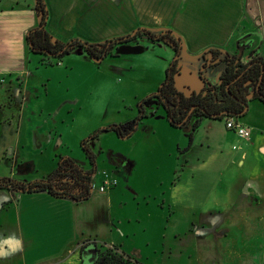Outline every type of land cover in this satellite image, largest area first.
Returning a JSON list of instances; mask_svg holds the SVG:
<instances>
[{
  "label": "crops",
  "instance_id": "crops-1",
  "mask_svg": "<svg viewBox=\"0 0 264 264\" xmlns=\"http://www.w3.org/2000/svg\"><path fill=\"white\" fill-rule=\"evenodd\" d=\"M3 1L5 0H0V3ZM21 1L23 0H13L6 9L0 7V129L6 131V125H10L8 128L11 130L17 127L15 132L7 130L10 138L6 141H4L6 132L0 135V154H8L12 159L7 161L17 168L16 175L25 179L20 182H32L51 176L56 170L57 160L55 163L52 162L48 171L44 169V172H40L39 167L43 169L39 166L41 157L46 155L49 149L53 148L54 151L62 153L63 148L68 149L69 147L66 146L62 134L55 135L50 128L47 132L45 131L46 126L50 124V119L42 116L40 106L34 107V104L43 97L41 88L52 79L51 76L46 79L41 74V65H54L53 61L56 59H43L42 56L36 55L32 57L26 36L38 25V17L31 1L25 0L26 4L23 2V6H21ZM45 2L49 12L47 29L50 34L62 42L80 39L97 44L126 36L137 29H147L152 32L170 30L183 41L182 58L183 61L186 60V64H189V60L195 56L198 60L209 49L233 51L235 42L239 38L242 21L248 16V0H45ZM256 25L257 23H254L245 27L244 30L253 36L258 31L264 37V29H257ZM252 27L254 29H251ZM148 43L146 41L142 49L138 45L137 52H133L130 45L122 47L118 57L107 58L100 63L94 62L81 51L73 52L66 57L78 58L91 65L94 75L101 76L102 81H107L110 75L116 74L123 77L122 85L131 86L133 75L138 70L137 58L138 60L145 58L149 61L161 59L159 61L163 65V70H167L173 61L174 53L171 48L162 43L152 45ZM165 75H163L164 79ZM164 79L161 80V75L156 78L154 83L156 89L154 90L144 93L133 91L130 96L119 97L121 107L114 109V113L123 116L129 111L130 115L111 124L119 125L133 121L138 116L139 102L155 93ZM90 92L93 95L95 91ZM105 97L106 95L99 107L102 103L103 107L106 106ZM110 105L111 103H109V110ZM109 110L106 113H109ZM95 112V115L101 119L107 118L104 110L97 108ZM143 125H141L143 128L147 126L145 123ZM140 130L137 129V131ZM195 133L196 131L192 134V146L195 142ZM260 134L255 135L252 130L251 139L245 141L244 146H238L237 150L232 147V161L226 164L223 170L236 172V175L233 180L218 181L223 186L217 195L221 201H218L212 209L207 210L208 214H206L208 219L213 218L211 223H207L213 227L204 225V227L195 228L191 233L197 239L202 240L207 249L215 253L212 255L213 260H210L208 264H264V136ZM136 135L129 138L138 145L141 139L135 140ZM146 135L150 136V134ZM56 140L58 142L54 146ZM192 146L186 154L192 150ZM9 147H11L10 153H8ZM65 152L60 155L73 159L69 151ZM73 160L83 168H88V164L83 160ZM117 160L120 175L122 166H125L123 174L125 176H127V166L133 167L137 161L136 159L135 161L129 160L127 155L126 157L119 155ZM23 164L29 166L27 175L17 173ZM108 165L111 167L109 169L117 166L115 163ZM204 165L207 163L205 162ZM189 166L187 161L186 167ZM4 195L2 196L4 198L0 196V264H29L27 261L29 248L26 245V239L22 236L23 223L20 222L23 216H18V220L15 218L14 221L11 212L13 208L15 211L20 210L26 198L41 199L42 196L39 195L49 196L53 204L61 206V210L65 207L71 211L65 231L67 240H64L60 246H56L57 249L51 255L49 254L47 259L43 258L45 259L41 261L43 263L37 264L81 263L83 261L81 247L85 242L91 240L94 248L95 244L102 245L89 235V228L99 220H105L107 225L111 222L109 209L106 214L105 210L95 214L89 206H85L91 203L93 194L84 203L56 198L47 193ZM5 197L7 205L2 208V200ZM108 204H110V198H108ZM29 218L30 216L25 217V219ZM43 218L51 219V217H38L37 219ZM54 218L57 219V217ZM58 220L61 221V216ZM83 227L87 229L81 230ZM233 230L241 231V234L246 236L244 240L250 249L240 248L238 239L227 240ZM51 232H48L49 236L41 242L46 240L54 242L55 240L50 237ZM210 235L213 238L209 240ZM122 242L120 240L110 244L114 246ZM103 244L108 245L109 243ZM254 250L259 253L257 258L253 253Z\"/></svg>",
  "mask_w": 264,
  "mask_h": 264
},
{
  "label": "rangeland",
  "instance_id": "rangeland-1",
  "mask_svg": "<svg viewBox=\"0 0 264 264\" xmlns=\"http://www.w3.org/2000/svg\"><path fill=\"white\" fill-rule=\"evenodd\" d=\"M12 1L5 0L0 3L1 9L8 8ZM24 1H21V6L26 4ZM27 1H31L32 5L36 3V0ZM247 14L248 16L242 21L239 37L247 33L245 27L254 23H257L255 28L264 29L262 28L264 0H248ZM145 43L146 40H138L132 43L130 48H133V52H137L138 45L142 49ZM148 44L152 45V42ZM31 55L38 56L32 53ZM159 60L161 59L155 62L137 58L138 70L133 75L131 86L122 85L123 77L116 74L110 75L107 81H102L101 76L94 75L91 65L78 58L65 57L54 60V65H41V74L46 79L49 76L52 79L41 88L43 97L34 104V107L40 106L42 116L50 119L49 126L45 128L46 132L50 128L55 135H63L65 144L69 148H63L62 153L69 151L73 159L87 163L85 141L99 130L113 125L111 123H116L118 119L130 115L129 111L123 116L114 113V109L121 107L119 97L130 96L133 91L144 93L154 90L156 78L161 75V80L164 79L163 75L167 70L162 69L163 65ZM189 61V66L192 64L193 67L198 66L197 56ZM220 68L222 65L207 71L206 77L209 81L216 80ZM93 83L95 87H92ZM92 90L95 91L93 95L90 92ZM104 95H106V106L103 107L102 103L99 107ZM109 103H111L110 110ZM97 108L104 110L106 119L95 115ZM108 110L109 113H106ZM147 111L154 113L150 117H155L145 119L141 125L145 123L147 126L143 128L144 125H139L138 130L140 128L141 130L133 134H137L135 140L141 139L138 145L132 141L133 139H122L115 132L101 133L97 140L88 144L90 152L96 156L97 173L93 178L91 203L85 206H89L95 214L103 210L106 214L109 209L111 220L110 225H107L105 220L96 221L89 228V235L102 243V245L95 244L101 250L110 247V243L122 240L123 242L119 244L121 250L127 255L137 257L141 264H208L213 260L212 255L215 253L207 249L204 242L191 233L195 228L204 225L213 227L207 224L213 219H208L207 210L221 201L217 195L223 186L218 181L235 178L236 172H225L223 169L232 161V147L244 146L245 141L226 128V120L204 121L195 133L192 150L186 154V148L190 145L189 132L185 128L173 126L162 107L157 109L154 104ZM237 120L254 130L255 135L261 133L260 135L264 136V105L260 102H254L249 115ZM8 126L10 125H6V128L10 131L11 128ZM16 128L15 126L11 131L15 132ZM7 130L0 129V135L6 132L4 141L10 138ZM57 142L54 141V146ZM10 149L11 147L8 153ZM62 153L54 151L53 148L49 149V152L41 157L39 166L43 169L39 167L40 172H44V169L48 171L52 162L55 163L56 160L58 166L60 159L66 157L60 155ZM7 155L0 154V178L25 181L24 178L16 175L17 168L7 161L12 160ZM119 155L121 157L127 155L131 161L137 160L135 166H127V176L123 175L125 166H122L121 175L118 168L109 169L111 167L108 164L118 163L116 160ZM187 161L191 167H186ZM205 162L207 165H204ZM115 167L119 166L115 165ZM28 170L29 166L23 164L17 173L27 175ZM113 179L117 180L118 184L115 187L107 185L108 181ZM104 186L108 191L102 194L99 188ZM1 194L3 193H0V196H5ZM39 196H42L41 199H24V206L20 210L15 211L14 208L11 210L14 221L15 218L18 220V216H23V220L19 221L23 223L22 236L26 239L29 248L27 250L29 264L43 263L41 262L45 260L43 258L50 256L57 249L56 246L67 240L65 231L71 214V211L65 207L61 210V206L53 204L49 196ZM5 201L6 198L2 200ZM26 216L30 218L25 219ZM60 216L61 221L58 220ZM38 217H51V219L38 220ZM83 229L85 231L87 228H81ZM48 232H51L50 237L55 241L41 242L49 236ZM231 233L227 240L238 239L240 248L250 249L244 240L246 236L242 235L241 231L233 230ZM208 238L210 240L213 236L210 235ZM68 241L70 242L71 238ZM87 245L86 251L93 252L94 246L91 240L87 241ZM253 253L257 258L259 253L255 250Z\"/></svg>",
  "mask_w": 264,
  "mask_h": 264
},
{
  "label": "trees",
  "instance_id": "trees-1",
  "mask_svg": "<svg viewBox=\"0 0 264 264\" xmlns=\"http://www.w3.org/2000/svg\"><path fill=\"white\" fill-rule=\"evenodd\" d=\"M38 17V25L27 33L26 41L30 46V51L34 55L42 56L45 59H62L66 55L70 54L77 48H82L88 52L94 59H99L100 56L104 57L110 55L113 50H117L129 43L138 41L145 37L154 42H163L169 45L175 52V55H180L183 49L182 39L170 30L160 33L158 36L148 30H138L136 37L124 36L111 39L103 44H90L80 39H74L69 42H61L50 35L46 29L47 21L49 17L48 8L45 0H36L33 6ZM212 55L217 57L220 54L219 50H210L203 55ZM227 67L221 75L220 79H223V86L229 84L234 80L241 68L246 65L238 61L236 57L226 55ZM176 62H173L166 71V77L162 85L159 87L156 93L149 95L142 99L138 106V116L130 122L111 125L107 128H103L89 137L85 141V151L88 160L91 163L92 169L90 171L83 170L73 159L69 157H63L60 159L58 166L54 173L47 179L33 181L30 183L19 182L14 179L2 177L0 178V190L9 189L11 191L18 192L21 189L28 188V193H47L56 198L70 199L77 203L88 201L92 194V176L96 173V157L90 152L88 143L97 140L101 133L115 132L122 139L131 137L138 129L145 119L153 116L154 113H147L144 105L156 100V107H163L166 111L167 118L171 121V124L178 127V119L173 118V112L178 115L180 119L186 114L183 104L181 105L178 100V94L176 92L174 81L172 80L171 73L174 70ZM211 92L206 91L199 100H191V103H198V105L205 106L209 112L215 113L218 110V106L215 102L211 101ZM215 94V93H214ZM209 107V108H208ZM182 113V115H181ZM231 118V117H229ZM200 123L197 122L193 129H198ZM190 145L186 148L189 151L192 142L193 135L190 134ZM87 242L81 247V254L83 255L86 250ZM103 248V246H102ZM97 257L93 264H141L137 257L127 255L121 250L120 245H114L104 250L96 247ZM83 264V261L81 263Z\"/></svg>",
  "mask_w": 264,
  "mask_h": 264
},
{
  "label": "flooded vegetation",
  "instance_id": "flooded-vegetation-1",
  "mask_svg": "<svg viewBox=\"0 0 264 264\" xmlns=\"http://www.w3.org/2000/svg\"><path fill=\"white\" fill-rule=\"evenodd\" d=\"M138 30H147V29H137V30H134L132 33L126 35V36L136 37V32ZM148 31H150V30H148ZM165 31L166 30H163L160 32H152V31H150V32H152L158 36L160 33L165 32ZM48 33H49V31H48ZM247 34H245V35H247ZM50 35H52V34H50ZM245 35H243V36H245ZM243 36H241V37H243ZM122 37H124V36H122ZM241 37H239L236 40L233 51H224V50H220V49H209V50L205 51L200 56V58L198 59V61H197L198 66L197 67H193V64L190 65L191 67L189 66V64L185 65L186 60L183 61L182 51H181L180 55L176 56L174 50L169 45H167L163 42H154V41H151L145 37L139 39V41L146 40L148 42H152V44L162 43V44L168 46L169 48H171L173 53H174L173 61L170 63V65L173 62H176V65H175L174 70L171 73V77H172V80L174 81V84H175L176 92L178 94L179 103L181 105L183 104L185 111H186V114L182 117V119H180L176 113H174V112L172 113L173 118L179 120L177 122L178 128H180V129L185 128L186 130H188L189 134H193V132L197 131L202 126V123L204 121H222V120H226L229 117H233L236 119L244 118V117L249 115L252 104L254 102L258 101L264 105V51H263L264 37L262 34H260V32L257 31V32H255V36H253L251 34L249 38H247L243 41H240L238 43V41ZM112 39H114V38H112ZM107 41H109V40H107ZM107 41H105V42H107ZM105 42L97 43V44H103ZM64 43H66V42H64ZM133 43H135V42H133ZM131 44L132 43H129V44L124 45L122 47H126V46H129ZM122 47H120V48H122ZM120 48L118 49V51L120 50ZM210 50H219L220 54H218L217 57L207 54L203 58V55ZM76 51L83 52L84 54H86V56L88 58H90L91 60H94V62L95 61L102 62L103 60H105L107 58L118 57V51L117 50H113L110 55H106L104 57L100 56L99 59H94L88 52H86L82 48L81 49L77 48L74 51H72L71 53L76 52ZM70 54H68V55H70ZM227 54L230 56L236 57L238 59V61L242 63V66H243V64L246 66L244 68L243 67L241 68L238 76L234 80H232L231 83L223 86V81H222L223 79H220V78H221V75L223 74V72L226 70V67H227V63H226L227 62V58H226ZM68 55H66V56H68ZM219 65H222V68H220V70L217 72L216 80L214 82L209 81V79L206 77L207 71L211 68L218 67ZM169 66H168V68H169ZM185 68L190 70L191 73L194 74L195 79H196L194 86H190L189 84H187L185 82V77L183 75V70ZM206 91L211 92L210 94H213L211 96V101L215 102L218 106V110L215 113L209 112L205 106L203 107L201 105H198V103H191L190 102L191 100H193V101H195L197 99L199 100V97L202 96V94H204ZM155 103H156V100L154 99L153 101L145 104L144 107H145L146 111L148 108H152ZM138 106H139V104H138ZM158 108H161V107H158ZM147 113H149V112L147 111ZM165 113H166V111H165ZM149 115H150V113H149ZM181 115H182V113H181ZM166 116H167V114H166ZM197 122L200 123V127L198 129L194 130L193 127ZM116 162H118V160H116ZM87 164H88V168H83V166H81L80 164H78V165L83 170L90 171L92 169V166H91V163L88 160V158H87ZM117 166H118V163H117ZM117 168L118 167H116L114 169H117ZM96 173H97V170H96ZM96 173L92 176V185H93V178L96 175ZM49 177H47V178H49ZM47 178H44V179H47ZM41 180H43V179H41ZM37 181H39V180H37ZM23 183H30V182H23ZM27 189L28 188L21 189V190H27ZM0 192L1 193L6 192V193L1 194V195L6 194V196H9V194L11 195L14 193L15 194H21L20 191L15 192V191H11L9 189H1ZM25 193H28V191ZM1 198H4V197L1 196ZM6 205H7V201L2 202L1 207L4 208Z\"/></svg>",
  "mask_w": 264,
  "mask_h": 264
},
{
  "label": "built area",
  "instance_id": "built-area-1",
  "mask_svg": "<svg viewBox=\"0 0 264 264\" xmlns=\"http://www.w3.org/2000/svg\"><path fill=\"white\" fill-rule=\"evenodd\" d=\"M226 128L230 131H233L236 133V135L238 136V138H240L243 141H249L251 139L252 136V129L242 125L239 120H237L236 118H227L226 119ZM234 150H237L238 147L234 146L233 147ZM118 184L117 180L113 179V181H108L107 185H111V186H116ZM100 193L105 194L108 189L107 187H100Z\"/></svg>",
  "mask_w": 264,
  "mask_h": 264
},
{
  "label": "water",
  "instance_id": "water-1",
  "mask_svg": "<svg viewBox=\"0 0 264 264\" xmlns=\"http://www.w3.org/2000/svg\"><path fill=\"white\" fill-rule=\"evenodd\" d=\"M249 37H250L249 34L241 37L239 39L238 43L240 41H243V40L249 38ZM183 48H184V45H183ZM95 62L100 63V61H95ZM183 75L185 77V82L187 84H189L190 86H194V83L196 81L194 74H192L190 70H188V69L185 68L183 70ZM27 191H28V189L27 190H20V193L23 194V193H25ZM86 250L83 253V264H93L95 262V260H96V257H97L96 247L94 248L95 256H94V251L93 252H87Z\"/></svg>",
  "mask_w": 264,
  "mask_h": 264
}]
</instances>
